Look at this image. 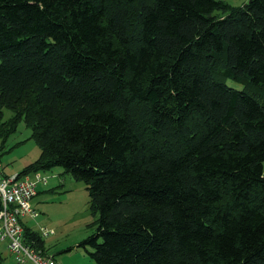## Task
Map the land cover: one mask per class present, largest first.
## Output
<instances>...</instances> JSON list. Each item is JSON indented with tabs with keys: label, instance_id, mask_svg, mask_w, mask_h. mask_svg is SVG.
Instances as JSON below:
<instances>
[{
	"label": "trees",
	"instance_id": "obj_1",
	"mask_svg": "<svg viewBox=\"0 0 264 264\" xmlns=\"http://www.w3.org/2000/svg\"><path fill=\"white\" fill-rule=\"evenodd\" d=\"M20 121L94 264H264V0H0V151Z\"/></svg>",
	"mask_w": 264,
	"mask_h": 264
},
{
	"label": "rangeland",
	"instance_id": "obj_2",
	"mask_svg": "<svg viewBox=\"0 0 264 264\" xmlns=\"http://www.w3.org/2000/svg\"><path fill=\"white\" fill-rule=\"evenodd\" d=\"M226 1L233 6H241L246 2ZM228 83L241 87L231 80H228ZM12 114L11 109L5 108L3 121L8 120ZM31 134L32 129L24 121H20L17 131L7 139L0 151L5 165L23 170L40 156V146ZM41 174L48 176V181L38 185L39 191L32 199V206L38 211V215L24 216V224L42 234L46 250L55 256L58 264H94L89 254V251L94 249L90 245L87 249L80 245L81 241L94 231L95 226L92 223L96 218L90 208L89 190L85 182L77 180L62 166H55L53 169L42 171ZM45 230L47 233L44 234ZM0 251L6 258V264H19L1 242Z\"/></svg>",
	"mask_w": 264,
	"mask_h": 264
},
{
	"label": "built area",
	"instance_id": "obj_3",
	"mask_svg": "<svg viewBox=\"0 0 264 264\" xmlns=\"http://www.w3.org/2000/svg\"><path fill=\"white\" fill-rule=\"evenodd\" d=\"M47 181L48 176H43L41 172L7 174L0 159V237L7 242L17 263L57 264L54 257L43 255L24 241L22 218L28 214L33 217L38 215V211L32 206V199L38 193V185Z\"/></svg>",
	"mask_w": 264,
	"mask_h": 264
},
{
	"label": "crops",
	"instance_id": "obj_4",
	"mask_svg": "<svg viewBox=\"0 0 264 264\" xmlns=\"http://www.w3.org/2000/svg\"><path fill=\"white\" fill-rule=\"evenodd\" d=\"M246 2H247V0H246ZM245 2V3H246ZM244 3V4H245ZM243 4V5H244ZM2 160V159H1ZM34 161V160H33ZM4 164V163H3ZM4 171H5V173H7V174H13V173H19L20 171H21V169H17L15 166H10V167H8V165L6 164H4ZM38 191H39V189H38ZM0 242H1V244H4V247L6 248V250L10 253V250H9V248H8V245H7V242L6 241H4V240H2L1 239V237H0ZM29 264H31L30 262H28Z\"/></svg>",
	"mask_w": 264,
	"mask_h": 264
},
{
	"label": "water",
	"instance_id": "obj_5",
	"mask_svg": "<svg viewBox=\"0 0 264 264\" xmlns=\"http://www.w3.org/2000/svg\"><path fill=\"white\" fill-rule=\"evenodd\" d=\"M252 0H249V2H251Z\"/></svg>",
	"mask_w": 264,
	"mask_h": 264
}]
</instances>
